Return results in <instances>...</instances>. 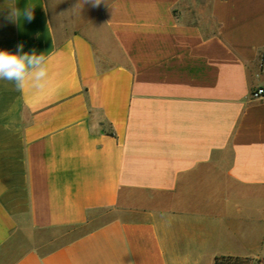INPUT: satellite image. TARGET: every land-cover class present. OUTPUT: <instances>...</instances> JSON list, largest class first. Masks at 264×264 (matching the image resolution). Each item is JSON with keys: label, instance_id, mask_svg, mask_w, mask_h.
I'll use <instances>...</instances> for the list:
<instances>
[{"label": "crops", "instance_id": "0c3cea01", "mask_svg": "<svg viewBox=\"0 0 264 264\" xmlns=\"http://www.w3.org/2000/svg\"><path fill=\"white\" fill-rule=\"evenodd\" d=\"M21 44L49 77L0 80V264L264 260V0H0Z\"/></svg>", "mask_w": 264, "mask_h": 264}, {"label": "clouds", "instance_id": "9594fccd", "mask_svg": "<svg viewBox=\"0 0 264 264\" xmlns=\"http://www.w3.org/2000/svg\"><path fill=\"white\" fill-rule=\"evenodd\" d=\"M99 5L101 0H93ZM25 18L32 19L31 9L26 11ZM9 19L18 20V14L12 10ZM49 77L48 57L37 54L35 51H23V45L17 46L15 53L0 50V80L12 82L17 91L23 92L26 87H31L36 92H42Z\"/></svg>", "mask_w": 264, "mask_h": 264}, {"label": "rangeland", "instance_id": "374dc122", "mask_svg": "<svg viewBox=\"0 0 264 264\" xmlns=\"http://www.w3.org/2000/svg\"><path fill=\"white\" fill-rule=\"evenodd\" d=\"M77 232L72 229H64L58 231H52L47 234H43L44 236L50 237V248L58 246V244H62L63 242H67L74 234Z\"/></svg>", "mask_w": 264, "mask_h": 264}, {"label": "trees", "instance_id": "16d2710c", "mask_svg": "<svg viewBox=\"0 0 264 264\" xmlns=\"http://www.w3.org/2000/svg\"><path fill=\"white\" fill-rule=\"evenodd\" d=\"M215 264H249L248 261L234 259L233 257H217Z\"/></svg>", "mask_w": 264, "mask_h": 264}, {"label": "built area", "instance_id": "2783aa9c", "mask_svg": "<svg viewBox=\"0 0 264 264\" xmlns=\"http://www.w3.org/2000/svg\"><path fill=\"white\" fill-rule=\"evenodd\" d=\"M264 95V89H258L256 92L253 93V97H259ZM259 264H264V260L261 261Z\"/></svg>", "mask_w": 264, "mask_h": 264}]
</instances>
